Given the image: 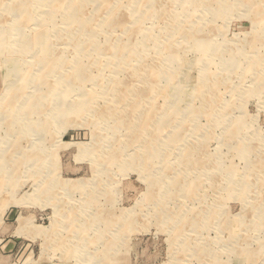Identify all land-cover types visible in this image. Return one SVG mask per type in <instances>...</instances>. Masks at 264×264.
Masks as SVG:
<instances>
[{
  "label": "rangeland",
  "instance_id": "374dc122",
  "mask_svg": "<svg viewBox=\"0 0 264 264\" xmlns=\"http://www.w3.org/2000/svg\"><path fill=\"white\" fill-rule=\"evenodd\" d=\"M74 2L0 0V264H264V0Z\"/></svg>",
  "mask_w": 264,
  "mask_h": 264
},
{
  "label": "bare ground",
  "instance_id": "6f19581e",
  "mask_svg": "<svg viewBox=\"0 0 264 264\" xmlns=\"http://www.w3.org/2000/svg\"><path fill=\"white\" fill-rule=\"evenodd\" d=\"M89 1V0H88ZM152 1V0H151ZM75 2H76V0H75ZM74 2V3H75ZM78 2V1H77ZM142 2V0H130V4H131V6L134 8V6H135V4L137 5V7H138V5H140V3ZM55 3V2H54ZM73 4V3H72ZM100 5L102 6V5H104V2H100ZM74 7V6H73ZM118 7V6H117ZM152 8V7H151ZM16 11V10H15ZM118 11V10H117ZM17 12V11H16ZM15 12V13H16ZM79 12V11H78ZM17 14V13H16ZM79 14V13H78ZM19 15V14H18ZM112 19V18H111ZM166 20V19H165ZM167 20H168V18H167ZM171 20V19H170ZM22 21H23V19H22ZM89 21V20H88ZM23 23V22H22ZM26 23V22H25ZM85 23V22H84ZM86 23H88V22H86ZM73 25V24H72ZM87 25V24H86ZM109 26V29H112L113 30V27H114V25H115V21H113V20H111V22L108 24ZM22 27V26H21ZM78 28V27H77ZM79 29H81V27H79L78 28V30ZM111 30V31H112ZM80 31V30H79ZM71 32V31H70ZM78 31H77V34H74V36L72 35V37H70L69 38V40L70 41H73L76 37H77V35H78ZM132 35V34H131ZM36 36V35H35ZM66 36V35H65ZM129 36V35H128ZM34 38V37H33ZM32 38V39H33ZM67 38V37H66ZM122 40V39H121ZM116 42V41H115ZM30 43H32V40H31V42ZM124 44V43H123ZM122 44V45H123ZM19 45V44H18ZM31 45V44H30ZM120 44H118V42H116V45L114 46V48H117V50L116 51H120L121 50V47L119 46ZM21 46V45H20ZM78 47V46H77ZM79 48V47H78ZM112 48V47H111ZM77 50V49H76ZM80 50H86V48L83 46V47H81L80 48ZM3 52V51H2ZM75 52V51H74ZM80 53H82L81 51H80ZM9 57V56H8ZM46 62V61H45ZM208 86V85H207ZM210 91V90H209ZM6 130H7V128H6ZM159 157V156H158ZM178 214V213H177Z\"/></svg>",
  "mask_w": 264,
  "mask_h": 264
}]
</instances>
